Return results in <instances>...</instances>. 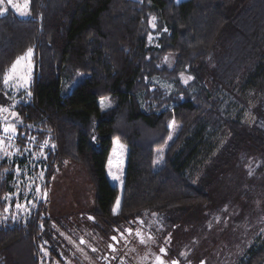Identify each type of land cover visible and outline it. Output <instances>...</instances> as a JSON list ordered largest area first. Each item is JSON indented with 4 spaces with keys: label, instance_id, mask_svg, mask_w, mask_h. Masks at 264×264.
<instances>
[{
    "label": "trees",
    "instance_id": "trees-1",
    "mask_svg": "<svg viewBox=\"0 0 264 264\" xmlns=\"http://www.w3.org/2000/svg\"><path fill=\"white\" fill-rule=\"evenodd\" d=\"M30 48L34 77L13 108L17 142L30 137L35 151L46 144L45 188L66 162L83 169L94 197L82 216L96 231L198 210L211 181L241 155L264 154V0H29L28 18L8 7L0 11V96L4 74ZM186 71L193 80L183 85ZM65 85L73 86L61 96ZM171 124L178 130L155 168ZM117 141L126 149L120 192L106 176ZM13 180L0 161V212ZM60 226L44 202L24 219L0 220V264H41L43 251L65 264ZM254 241L236 264H264V234Z\"/></svg>",
    "mask_w": 264,
    "mask_h": 264
},
{
    "label": "rangeland",
    "instance_id": "rangeland-1",
    "mask_svg": "<svg viewBox=\"0 0 264 264\" xmlns=\"http://www.w3.org/2000/svg\"><path fill=\"white\" fill-rule=\"evenodd\" d=\"M25 4L27 8L24 7ZM13 5H18L23 11H18ZM13 5L5 0L4 4H0L1 13H5L9 7L19 17H29V0H13ZM150 37L149 43L153 44L156 36ZM174 61L175 57L169 55L164 63L172 68ZM213 65L214 59L208 63L209 70ZM19 75H23L27 82L18 78L10 80L5 85V93L0 96V109H7L0 111V132L5 135L3 143L0 144V161L7 162L14 175L11 193L3 199L4 210L0 212V220L24 219L38 202H44L47 215L62 223V228L56 227L65 239V250H60L62 260L65 264H81L82 256L90 258L87 250L79 244L78 237H84L85 242L88 241L91 245L97 244L100 238L99 233L92 228L89 218L82 216L83 212L93 206V189L83 169L71 162H66L52 178L49 187L45 188L42 159L46 144L40 145L39 150L35 151L34 141L30 137L26 139L24 146H20L17 142V131L14 135L3 132L6 126L15 129L18 127L19 119L16 114L13 115V108L18 102L16 95L21 91L28 92L33 80V51L29 61L21 62ZM179 79L183 85H187L192 82L193 76L186 71L179 74ZM153 83L166 92L173 91L171 84L158 78H154ZM72 86L65 85L61 96L70 92ZM100 106L105 108L107 104L103 102L102 106L100 102ZM170 129L171 138H168L164 148L155 153V168L161 166L163 151L173 140L178 125L171 124ZM10 135L11 139L8 138ZM120 145L122 144L114 142L106 166L109 184L119 192L123 185L126 157V149L122 145L121 150ZM247 155H241L228 172L211 181L210 201L198 210L188 213L173 211L162 215L144 214V224H151V228L169 235V246L181 262L233 264L259 233L264 234V154L249 150ZM110 171L112 175H109ZM113 176H118L119 179H113ZM17 204L21 207L17 208ZM114 209H118L117 201ZM45 253L43 251L41 264H60L50 263Z\"/></svg>",
    "mask_w": 264,
    "mask_h": 264
},
{
    "label": "flooded vegetation",
    "instance_id": "flooded-vegetation-1",
    "mask_svg": "<svg viewBox=\"0 0 264 264\" xmlns=\"http://www.w3.org/2000/svg\"><path fill=\"white\" fill-rule=\"evenodd\" d=\"M144 216L146 215L128 219L111 228L104 226L101 230H95L101 238L95 245L85 242L84 237H78L79 244L87 250L90 258L82 256L81 264H158V257L164 264H187L173 254L169 246V235L151 228L149 226L151 224H144ZM254 240L233 264L243 259L250 246L254 244Z\"/></svg>",
    "mask_w": 264,
    "mask_h": 264
},
{
    "label": "snow or ice",
    "instance_id": "snow-or-ice-1",
    "mask_svg": "<svg viewBox=\"0 0 264 264\" xmlns=\"http://www.w3.org/2000/svg\"><path fill=\"white\" fill-rule=\"evenodd\" d=\"M6 2L9 5H13V0H6ZM4 3H5V0H0V4H4ZM13 7H16L18 11H21V12L23 11L22 9L19 8L18 5H13ZM24 7L27 8V4H25ZM0 11H2V10H0ZM149 39H151V37H149ZM31 54H32V49L30 48V49H28L27 53L24 56L18 57L17 60L11 65L10 70L8 72H6L4 74V77H3V82H4L5 85H8L9 81L14 79V78H18L20 80H24L25 83L27 82L25 77L23 75H19L18 76V73L20 72L21 62L22 61H29L30 57H31ZM30 67H31V65L29 63L28 64V68L30 69ZM29 95H30V93H29ZM101 105L103 106V101H101ZM0 111H7V109H0ZM13 115H15V113H13ZM3 132L4 133H11V134L14 135L15 132H16V129H15V127L6 126V127H4ZM8 138L11 139L12 136L10 135ZM169 138H171V137H169ZM2 143H3V141H0V144H2ZM117 144H118V141H117ZM120 148L122 150L123 146L120 145ZM113 151L115 152V148H114ZM111 163H112V161H111V158H110L109 159V164L111 165ZM109 175H112L111 171L109 172ZM113 179H119V177L118 176H113ZM16 206H17V208L21 207L19 204H17ZM118 207H119V200H117V208ZM5 211H7V209H5ZM115 211H116V209H114V212ZM90 219H91V217H90ZM81 242L83 243V241H81ZM161 251H163V249ZM45 254H47V253H45ZM157 260H158V264H164V262L162 260H160L159 257L157 258Z\"/></svg>",
    "mask_w": 264,
    "mask_h": 264
},
{
    "label": "built area",
    "instance_id": "built-area-1",
    "mask_svg": "<svg viewBox=\"0 0 264 264\" xmlns=\"http://www.w3.org/2000/svg\"><path fill=\"white\" fill-rule=\"evenodd\" d=\"M4 137H5V135L0 132V141H2L4 139Z\"/></svg>",
    "mask_w": 264,
    "mask_h": 264
}]
</instances>
